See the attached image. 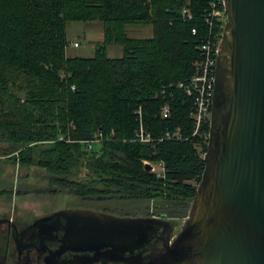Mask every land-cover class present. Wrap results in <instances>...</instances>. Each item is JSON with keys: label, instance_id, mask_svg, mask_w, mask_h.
Listing matches in <instances>:
<instances>
[{"label": "trees", "instance_id": "obj_1", "mask_svg": "<svg viewBox=\"0 0 264 264\" xmlns=\"http://www.w3.org/2000/svg\"><path fill=\"white\" fill-rule=\"evenodd\" d=\"M208 8L209 0H0V143L9 144L8 156L42 167L49 192L61 185L82 199L111 202L121 215H137L153 200L193 198L210 124L193 135L192 99L177 88L162 91L194 72L210 31ZM70 21L102 22L93 56L67 55ZM129 25L152 34L130 36ZM112 44L123 47L121 57H109ZM167 102L172 114L162 119ZM141 121L155 139L180 129L185 140L140 142ZM99 132L106 139L89 150L83 141ZM161 159L167 175L157 179L144 161Z\"/></svg>", "mask_w": 264, "mask_h": 264}, {"label": "water", "instance_id": "obj_2", "mask_svg": "<svg viewBox=\"0 0 264 264\" xmlns=\"http://www.w3.org/2000/svg\"><path fill=\"white\" fill-rule=\"evenodd\" d=\"M225 11L205 168L181 231L157 215L63 209L33 224L62 233L46 264H264V0Z\"/></svg>", "mask_w": 264, "mask_h": 264}, {"label": "rangeland", "instance_id": "obj_3", "mask_svg": "<svg viewBox=\"0 0 264 264\" xmlns=\"http://www.w3.org/2000/svg\"><path fill=\"white\" fill-rule=\"evenodd\" d=\"M127 32L130 36L149 37L152 34V28L142 25H129ZM67 37L69 40L68 56H93L96 45L104 38L102 22L70 21L67 23ZM75 42H79L81 45L75 47ZM123 53V47L119 45L112 44L108 47L109 57H121ZM8 147V143H0V216L6 215L26 224H31L36 219L56 211L72 208L91 209L116 216L132 217L158 216L163 211L165 213L162 214H167L164 217L173 222V236L175 237L188 218L195 197L184 202H172L168 205L160 204L161 206H157V203H161V200H153L150 203L145 202L146 208L141 203L143 210H137V215L133 213L121 215L114 211L111 202L82 199L69 193L61 185H58L56 191L49 192L45 180L46 171L38 165L22 166L14 158L8 156L6 152ZM156 161L158 160L151 162ZM85 173L86 171L82 170L80 177H84ZM193 184L199 185L197 182H193ZM134 207L129 205L125 209L136 211ZM141 211L142 214H140Z\"/></svg>", "mask_w": 264, "mask_h": 264}, {"label": "built area", "instance_id": "obj_4", "mask_svg": "<svg viewBox=\"0 0 264 264\" xmlns=\"http://www.w3.org/2000/svg\"><path fill=\"white\" fill-rule=\"evenodd\" d=\"M185 17L192 18V13L188 7L183 9ZM206 24L209 25L210 31L205 35L198 46L199 58L194 63V72L185 81L179 83H170L169 86L163 88L166 93L167 88H177L183 90L187 97L192 99L193 107L190 111L191 118L195 122L194 134L201 131L204 124H211L213 99L215 93L216 64L220 51V45L223 37L224 27L226 23L225 0H209V8L205 13ZM193 33H197V29H193ZM74 46H79V42H75ZM173 96V93L170 97ZM141 119V110L138 111ZM171 105L167 102L161 109V118L169 119L171 117ZM106 138L101 132L94 138L85 140L88 149H93L96 145L102 143ZM109 139V137L107 138ZM136 139L140 142H161V141H182L185 140L180 129L174 131L167 129L163 136L158 139L152 137L151 133L143 125L141 121L140 128L136 132ZM145 165L150 164V170L157 179H163L167 175V165L164 160L151 162L144 161Z\"/></svg>", "mask_w": 264, "mask_h": 264}, {"label": "flooded vegetation", "instance_id": "obj_5", "mask_svg": "<svg viewBox=\"0 0 264 264\" xmlns=\"http://www.w3.org/2000/svg\"><path fill=\"white\" fill-rule=\"evenodd\" d=\"M157 217L166 219L161 215ZM35 221L31 224H26L6 215L0 216V264H46V256L50 251L58 248V238L62 236V233L51 232L45 227L43 228V226L33 227ZM163 231L164 229L161 227L160 233ZM159 242V240L154 239L152 244L156 245ZM151 247L143 251L146 256V262L151 259V256H148L151 253ZM75 255L76 253L67 252L63 255V258L70 259ZM95 264L134 263L133 261L132 263L131 261L114 263L100 260Z\"/></svg>", "mask_w": 264, "mask_h": 264}, {"label": "crops", "instance_id": "obj_6", "mask_svg": "<svg viewBox=\"0 0 264 264\" xmlns=\"http://www.w3.org/2000/svg\"><path fill=\"white\" fill-rule=\"evenodd\" d=\"M81 44L79 43V46H80ZM79 46H77V47H79Z\"/></svg>", "mask_w": 264, "mask_h": 264}]
</instances>
